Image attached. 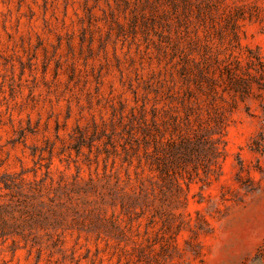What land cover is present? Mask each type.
<instances>
[{
  "label": "rangeland",
  "instance_id": "374dc122",
  "mask_svg": "<svg viewBox=\"0 0 264 264\" xmlns=\"http://www.w3.org/2000/svg\"><path fill=\"white\" fill-rule=\"evenodd\" d=\"M0 264H264V0H0Z\"/></svg>",
  "mask_w": 264,
  "mask_h": 264
},
{
  "label": "trees",
  "instance_id": "16d2710c",
  "mask_svg": "<svg viewBox=\"0 0 264 264\" xmlns=\"http://www.w3.org/2000/svg\"><path fill=\"white\" fill-rule=\"evenodd\" d=\"M234 89H235L234 90L235 93H237L238 88H234ZM211 123H213V126L211 125ZM220 124H221L220 118H216L214 120L207 121L206 126H204V127L201 126L203 128H200L197 130V131L201 132V134L199 135V139L202 140L203 143H205L206 142L205 136H208L210 133H212V131L218 129L220 127Z\"/></svg>",
  "mask_w": 264,
  "mask_h": 264
}]
</instances>
